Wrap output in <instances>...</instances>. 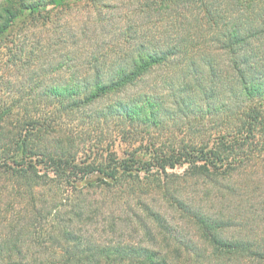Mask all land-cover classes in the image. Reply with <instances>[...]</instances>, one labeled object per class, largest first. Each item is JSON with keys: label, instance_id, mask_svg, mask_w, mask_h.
Returning <instances> with one entry per match:
<instances>
[{"label": "trees", "instance_id": "trees-1", "mask_svg": "<svg viewBox=\"0 0 264 264\" xmlns=\"http://www.w3.org/2000/svg\"><path fill=\"white\" fill-rule=\"evenodd\" d=\"M107 1L0 0V264H264V0ZM78 114L146 146L98 158Z\"/></svg>", "mask_w": 264, "mask_h": 264}, {"label": "rangeland", "instance_id": "rangeland-1", "mask_svg": "<svg viewBox=\"0 0 264 264\" xmlns=\"http://www.w3.org/2000/svg\"><path fill=\"white\" fill-rule=\"evenodd\" d=\"M131 3H132L131 0H112V4L110 5L109 2L108 4L111 7H113V10L111 7L110 9L109 8H106V9L102 8V9L104 10V12H106V10L109 9L108 12L105 13V16H107L108 19L112 20L111 18L112 13H114L113 17L115 16V20L114 21L112 20L113 21L112 24H120L122 27L124 24L127 23V21L130 18H132V16H129L130 7H132ZM97 10L99 9H96V7L86 2V3L79 5L78 7H75L73 10L64 12V14H61L56 19L62 20L61 18H63L65 20H68L70 27L71 26L74 27V29L70 31H72V33L78 32V30L81 27H85L86 23H87V26L93 24L92 20L95 19L96 14H98ZM62 22L63 20L61 21V23ZM78 40H79V37L76 41ZM81 43L82 42H80V44ZM12 79H14L13 84L14 83L18 84V81H20V80H15V78H12ZM16 90H17L16 88L13 89L14 92H16ZM11 92L12 90L8 88V86H5L3 83H1V80H0V102H10L11 96H12ZM81 116H82L81 114H78L72 117L69 116L67 119L63 117L61 119L62 120L61 122L63 124V129L78 139L81 137V140L82 139L88 140L85 142L87 145L96 144L98 146L96 150L97 151L96 156L98 158L100 156L106 155V151L104 152V150L114 148L112 145V141L115 139V135L117 134V126H116L117 122L115 120L110 119L109 120L110 122L108 124H102L101 122H99V124L96 123L97 126H94V125L91 126L89 125V122H90L89 119H85ZM179 128L180 127L176 126L172 128L171 130L163 132V133H161L160 130L155 129V130H152L151 133L152 135L154 134V136L158 138H163L164 136L166 138L168 134L180 133L181 131L178 130ZM145 134L149 135L150 132L143 133V135ZM141 136L138 134H136L135 136L129 135V137H126V139H124L125 141L123 140L122 142H117L114 150H117L122 155L123 152H125L126 150H134L137 147H139L140 144H142L143 146H146L145 144L147 143V140L145 139L143 141V137ZM183 170H184L183 168H178L170 172L182 173ZM18 201H19V198L18 199L14 198L13 191L8 186L5 179L1 178L0 180V212L3 213V211L9 210L8 212H6V216L8 218L7 220H8V223H11L13 225L16 223V219H15L14 212L11 210V206L9 205H14V203L15 202L18 203ZM7 207L9 208L7 209ZM20 207H22L20 210L23 214L24 212L23 210H25V205L24 204L20 205ZM2 213H0V217ZM3 230L4 229H1L0 227V234L3 233Z\"/></svg>", "mask_w": 264, "mask_h": 264}]
</instances>
